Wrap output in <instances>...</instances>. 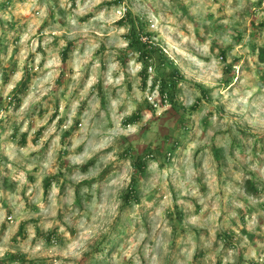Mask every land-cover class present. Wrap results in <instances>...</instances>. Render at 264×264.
<instances>
[{"label": "clouds", "instance_id": "clouds-1", "mask_svg": "<svg viewBox=\"0 0 264 264\" xmlns=\"http://www.w3.org/2000/svg\"><path fill=\"white\" fill-rule=\"evenodd\" d=\"M0 264H264V0H0Z\"/></svg>", "mask_w": 264, "mask_h": 264}]
</instances>
